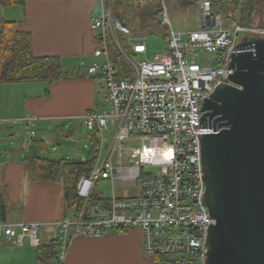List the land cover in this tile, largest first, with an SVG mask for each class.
<instances>
[{
	"label": "built area",
	"instance_id": "2783aa9c",
	"mask_svg": "<svg viewBox=\"0 0 264 264\" xmlns=\"http://www.w3.org/2000/svg\"><path fill=\"white\" fill-rule=\"evenodd\" d=\"M102 5L92 22L101 45L94 50L88 72L103 79L108 107L94 106L82 116L88 129L100 132L99 151L93 169L76 183L83 207L74 216L52 222L57 232L55 264H63L75 237L102 238L113 229L131 228L143 231V248L154 264H206L208 229L214 219L203 203L201 136L214 130L202 122L203 102L219 84L231 82L230 62L241 40L253 32L264 35V28L226 25L212 0H198V28L174 30L162 0L168 49L141 60L148 52V35L126 28V50L112 25L109 0ZM109 31L134 69L131 78L118 76ZM203 51L210 52L216 64L199 63L196 56ZM102 180L138 192L94 201ZM41 226L39 221L0 219V240L39 247Z\"/></svg>",
	"mask_w": 264,
	"mask_h": 264
},
{
	"label": "crops",
	"instance_id": "0c3cea01",
	"mask_svg": "<svg viewBox=\"0 0 264 264\" xmlns=\"http://www.w3.org/2000/svg\"><path fill=\"white\" fill-rule=\"evenodd\" d=\"M102 1L26 0L25 7L0 6L10 9L12 19L3 13L0 17L15 20L20 29L31 33L36 56H58L64 69L69 70V74L51 82L0 83L1 123L20 120L28 129L34 124L49 133L55 131L49 127H55L56 120L82 119L94 106L102 108L100 102L107 100L105 83L88 72L95 59L94 50L101 45L99 30L92 27V22L101 12ZM77 129L68 130L74 134ZM38 139L44 143L39 145L40 150L47 149V141ZM28 154L24 149L0 148V219L41 222L39 247H45L57 234L52 222L74 216L77 205L65 200L62 181L32 178L25 160ZM39 247L2 239L0 264H38ZM57 256L51 264H55ZM153 261L143 248V231L131 228L113 229L102 238L75 237L63 264H154Z\"/></svg>",
	"mask_w": 264,
	"mask_h": 264
},
{
	"label": "water",
	"instance_id": "95a60500",
	"mask_svg": "<svg viewBox=\"0 0 264 264\" xmlns=\"http://www.w3.org/2000/svg\"><path fill=\"white\" fill-rule=\"evenodd\" d=\"M232 55L231 82L203 102L201 136L206 190L214 222L206 264H264V35L247 34Z\"/></svg>",
	"mask_w": 264,
	"mask_h": 264
},
{
	"label": "trees",
	"instance_id": "16d2710c",
	"mask_svg": "<svg viewBox=\"0 0 264 264\" xmlns=\"http://www.w3.org/2000/svg\"><path fill=\"white\" fill-rule=\"evenodd\" d=\"M162 0H115L120 14V20L115 23L116 33L123 47L129 50L124 30L130 29L135 34H153L163 32L168 41V27L161 23ZM185 7L198 4V0H176ZM144 3V4H143ZM18 4L25 7L26 0H0V6ZM215 12L223 14L228 23L254 25L256 17L264 16V0H212ZM232 10V15L229 14ZM236 13V17L233 13ZM226 22V21H225ZM227 24V23H226ZM108 43L111 60L118 70V76L133 77L134 69L117 47L109 31ZM67 75L58 56H36L33 52L32 35L27 30L18 27L15 20L0 17V83L17 80L55 81ZM44 144L41 139L36 140ZM100 132L93 130L91 148L86 159L47 158L28 154L26 162L30 166L34 180L55 181L63 183L65 200L81 209L84 202L76 191V183L80 175L89 173L95 163L99 151ZM105 200L99 193L94 201ZM106 201V200H105ZM38 264H51L57 256L55 240L45 247H39Z\"/></svg>",
	"mask_w": 264,
	"mask_h": 264
},
{
	"label": "rangeland",
	"instance_id": "374dc122",
	"mask_svg": "<svg viewBox=\"0 0 264 264\" xmlns=\"http://www.w3.org/2000/svg\"><path fill=\"white\" fill-rule=\"evenodd\" d=\"M106 1L108 2V0ZM109 3L111 22L114 30L116 31L115 23L120 20V14L115 0H109ZM166 7L171 26L174 30L190 31L198 28V4L185 7L176 0H166ZM17 8L20 7L17 6ZM9 10V8L0 7V13H3L7 18L9 17L12 19V15ZM229 14L232 15V10H229ZM233 16L236 17L235 12L233 13ZM225 21L227 23L226 25H233V23H228L227 20ZM253 26L264 28V16H257ZM147 46L148 52L146 56L141 55L139 57L141 60L146 58L151 59L156 53L166 51L168 49V44L165 40L163 32L149 34ZM196 60L201 64H216L212 54L207 51L200 52L196 56ZM65 70L66 74H69V70ZM100 106L102 108L108 107L107 100L101 101ZM55 123V127H49L50 131H55L47 133L40 129V127L37 128L34 124H30L28 129L26 123L21 122L20 120L13 119L7 120L5 123L0 122V148L2 150H10L12 148L17 150L24 149L27 154L29 152L33 154L37 153L39 156L47 158H70L77 160L86 159L91 148L93 130L88 129L84 119L71 118L68 120H56ZM73 127H77L78 129L74 132V134H71L68 129ZM62 128L63 130L60 131ZM50 133H54L55 135L50 136ZM104 135L109 137L108 134ZM37 138L45 139L48 143V148L40 150L39 143L36 141ZM136 144L140 145L141 142H137ZM104 155L105 153H103L101 160ZM97 190L99 194L104 197H112L115 193L117 195H130L138 192L136 187L133 189H126L121 186L119 182L116 181L115 184H112L109 180L100 181L97 184Z\"/></svg>",
	"mask_w": 264,
	"mask_h": 264
}]
</instances>
